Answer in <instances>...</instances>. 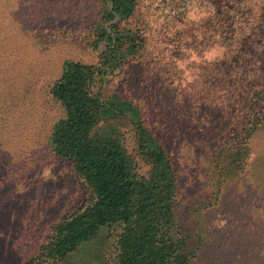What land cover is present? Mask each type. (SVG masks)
<instances>
[{
  "label": "rangeland",
  "instance_id": "374dc122",
  "mask_svg": "<svg viewBox=\"0 0 264 264\" xmlns=\"http://www.w3.org/2000/svg\"><path fill=\"white\" fill-rule=\"evenodd\" d=\"M159 2L140 0L138 5L137 25L146 30L151 54L111 75L104 93L136 103L170 152L178 176L177 220L190 252L197 253L196 264H264V119L251 140L259 155L250 173L223 179L218 187L208 169L216 143L208 137L219 120L210 123L211 111L204 109L201 120L192 122L191 112L173 100L176 95L147 66L179 59L167 67L173 74L165 76L189 85L202 79L214 51L201 40L200 26L183 31L185 41L194 35L200 44L162 45L173 30L160 22ZM101 6L102 0H0V264H22L37 256L64 214L87 198L71 161L46 144L52 124L63 115L49 86L65 58L97 61ZM261 96L264 106V90ZM100 125L119 129L139 172L147 173L149 164L137 156L130 122L110 118ZM120 230L121 225L99 230L59 264H112Z\"/></svg>",
  "mask_w": 264,
  "mask_h": 264
},
{
  "label": "trees",
  "instance_id": "16d2710c",
  "mask_svg": "<svg viewBox=\"0 0 264 264\" xmlns=\"http://www.w3.org/2000/svg\"><path fill=\"white\" fill-rule=\"evenodd\" d=\"M102 3L95 33V43H101L97 61L65 58L49 86L63 115L52 124L46 144L55 155L71 161L87 198L64 214L37 256L22 264H59L99 230L115 225L121 230L112 264H196L197 253L190 252L189 238L177 220L178 176L170 152L136 103L117 93L105 94L104 84L111 75L151 54L146 30L137 25L140 0ZM157 4L160 22L173 30L162 45L196 46L197 37L185 41L183 31L200 26L201 40L214 54L206 59L202 79L189 85L165 76L173 74L167 67L179 59L148 63V70L157 73L176 95L173 100L191 112L192 122L201 120L204 109L211 111L210 123L219 120L208 137L216 143L208 167L216 185L233 176L246 177L259 155L251 140L264 119V0H160ZM133 19V25H122ZM110 118L130 122L137 156L149 164L147 173L139 172L136 156L124 146L119 129L100 125ZM204 128L201 125L197 133Z\"/></svg>",
  "mask_w": 264,
  "mask_h": 264
}]
</instances>
